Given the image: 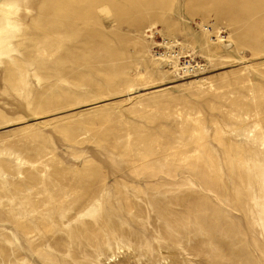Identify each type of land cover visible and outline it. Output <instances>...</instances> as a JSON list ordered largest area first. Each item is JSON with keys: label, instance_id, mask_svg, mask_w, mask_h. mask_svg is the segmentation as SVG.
<instances>
[{"label": "rangeland", "instance_id": "rangeland-1", "mask_svg": "<svg viewBox=\"0 0 264 264\" xmlns=\"http://www.w3.org/2000/svg\"><path fill=\"white\" fill-rule=\"evenodd\" d=\"M124 1L0 0V264H264V40Z\"/></svg>", "mask_w": 264, "mask_h": 264}, {"label": "bare ground", "instance_id": "bare-ground-1", "mask_svg": "<svg viewBox=\"0 0 264 264\" xmlns=\"http://www.w3.org/2000/svg\"><path fill=\"white\" fill-rule=\"evenodd\" d=\"M120 1H122L123 2V0H114V5L115 6H117V8H118V10H115V9H113V11H114V17L117 19V23H120V16L122 15H120ZM126 2H127V0H125ZM125 1H124V3H125ZM129 1H133L134 2V0H128V2ZM139 1L140 0H136V2L135 3H138L139 4ZM217 1V0H216ZM132 2V3H133ZM108 3V2H107ZM106 2L104 3V4H107ZM111 3V2H110ZM215 3V2H214ZM223 3H225L226 5V7H228V9L224 6V4ZM75 4H77L76 2H73V4H72V7H71V3H70V6H69V9H70V11L68 12V14L66 15V13L64 14V11H63V9L62 8H59V10H58V12H57V15H59L58 17H59V19H58V23H57V29L59 30V29H63V24L62 23H70V19H72L73 17H75L77 14H78V12H77V7H76V5ZM112 4V3H111ZM127 4V3H126ZM125 4V5H126ZM131 4V3H130ZM138 4L137 5H135L134 4V7L135 6H138ZM141 4V3H140ZM219 5V4H223V8H225L226 10H227V12L225 11V12H223V13H221L220 12V15H227V16H229V17H231L230 19H234V22L235 23H240V21L241 22H243L244 23V26L242 27V28H245V29H243V30H245L244 31V38H243V35H241L242 37L241 38H243L242 40H243V42L244 43H250L252 46H254V45H258L259 43H261L262 42V40H264V16H261L262 15V11H263V7H264V0H221V1H217L216 2V5ZM94 5V4H93ZM122 5H123V3H122ZM127 5H129V4H127ZM107 6H108V8H109V6L110 5H108L107 4ZM112 6V5H111ZM133 6V5H132ZM164 6V5H163ZM196 6V5H195ZM154 7V6H153ZM153 7H149L148 9L149 10H151V9H153L154 10V8ZM220 7H222V6H220ZM241 7H243L244 8V10L243 9H241ZM138 8V7H137ZM136 8V9H137ZM151 8V9H150ZM102 9V8H101ZM101 9H100V11H101ZM112 9V8H111ZM111 9H109V10H111ZM143 9V8H142ZM141 8L139 9V10H142ZM147 9V10H148ZM139 10H137V11H139ZM145 10V9H144ZM144 10H143V12H144ZM149 10H148V12H149ZM103 11V10H102ZM112 11V10H111ZM110 11V13H112ZM155 11H156V9H155ZM154 11V12H155ZM221 11V10H220ZM242 11H246V12H248V15H249V17L251 16V15H254V14H260L261 13V15H259V16H261V17H259L258 19H256L257 20V22H255V23H248V22H246L247 20H246V18H243V17H241L240 16V13L242 12ZM105 12V11H104ZM123 13H124V11H122ZM140 12H142V11H139V13ZM142 12V13H143ZM151 12V14H152V11H150ZM150 12L149 13H147V14H149V15H151L150 14ZM108 13V12H107ZM106 13V14H107ZM138 12H137V14H139ZM144 13H146V10H145V12ZM65 16H64V15ZM80 14V13H79ZM105 14V15H106ZM136 14V15H137ZM141 14V13H140ZM95 15H97L96 14V12H95ZM109 15V14H108ZM112 15H113V13H112ZM146 15V14H145ZM145 15H143V14H141V15H137V16H135V20L136 21H138V22H142V20L144 19V17H145ZM63 16H64V18L66 19H63ZM79 16V15H78ZM100 16V15H99ZM110 16V15H109ZM147 16V15H146ZM57 17V18H58ZM94 17V16H93ZM102 17V16H101ZM226 17V16H225ZM228 17V18H229ZM247 17V16H246ZM256 17H258V16H255V17H253L254 19L256 18ZM78 18V17H77ZM95 18V17H94ZM98 17H97V22H98ZM236 20H237V22H236ZM244 20H245V22H244ZM252 20V19H251ZM255 20V21H256ZM66 21V22H65ZM93 21H95V20H93ZM116 21V20H115ZM133 21V20H132ZM233 21V20H232ZM97 22L95 23V22H93V23H95L96 25H99V24H97ZM250 22V21H249ZM72 23V22H71ZM100 23V22H99ZM115 23V22H114ZM235 23H234V25H235ZM242 23V24H243ZM116 24V23H115ZM114 24V25H115ZM233 24V23H232ZM118 25V24H117ZM237 25H239V24H237ZM239 26H241V24L239 25ZM118 27V26H117ZM241 28V27H240ZM237 30H238V28H237ZM63 31L62 30H60V33H62ZM242 32V31H241ZM241 34V33H240ZM72 40V39H71ZM70 40V41H71ZM88 40H91V38H88ZM61 46V45H60ZM82 56V55H81ZM85 58H87V56H84ZM72 60V62H77V63H79L78 61H80V57L79 56H77V54H75V56H73V58L71 59ZM82 60H84L83 58H82ZM86 60V59H85ZM76 63V64H77ZM73 64V63H72ZM75 64V63H74ZM80 64V63H79ZM93 198V197H92ZM80 202V201H79ZM96 206V205H95ZM94 207V204L89 200V202H87V204H86V206H84V207H82L81 209L82 210H80V212H78V217H83V216H85L86 214H88L89 212H91L92 211V208ZM105 219V218H104ZM98 220V219H97ZM89 224H91V223H89ZM111 223L110 222H108V221H105V222H103V223H98L96 226L99 228V232H106V231H108L109 229H111L112 228V226L110 225ZM38 228H40V227H38ZM38 228H37V230H38ZM113 229V228H112ZM26 231V233H27V230L29 231V229H25ZM41 230V228L39 229V231ZM113 230H116V228L115 229H113ZM32 231V230H31ZM38 231V232H39ZM95 231V230H94ZM93 231V232H94ZM117 232V231H116ZM129 234V233H128ZM38 235H39V233H38ZM115 235H117L118 236V232H117V234H115ZM114 238H120V237H114ZM118 240H121V239H118Z\"/></svg>", "mask_w": 264, "mask_h": 264}]
</instances>
